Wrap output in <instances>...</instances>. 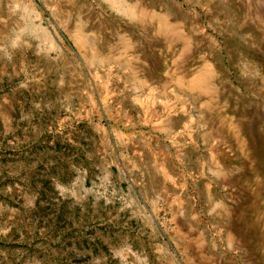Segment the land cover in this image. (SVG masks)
Segmentation results:
<instances>
[{
    "label": "rangeland",
    "instance_id": "374dc122",
    "mask_svg": "<svg viewBox=\"0 0 264 264\" xmlns=\"http://www.w3.org/2000/svg\"><path fill=\"white\" fill-rule=\"evenodd\" d=\"M0 264H264V0H0Z\"/></svg>",
    "mask_w": 264,
    "mask_h": 264
},
{
    "label": "bare ground",
    "instance_id": "6f19581e",
    "mask_svg": "<svg viewBox=\"0 0 264 264\" xmlns=\"http://www.w3.org/2000/svg\"><path fill=\"white\" fill-rule=\"evenodd\" d=\"M127 7H128V8H132V9H134L135 7H139V4H134V5H132V6L127 5Z\"/></svg>",
    "mask_w": 264,
    "mask_h": 264
}]
</instances>
